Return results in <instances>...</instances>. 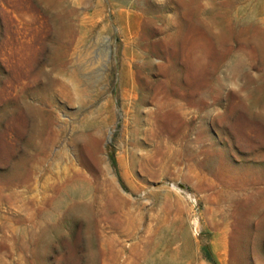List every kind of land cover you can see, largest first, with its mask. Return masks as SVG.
Here are the masks:
<instances>
[{
	"label": "rangeland",
	"instance_id": "rangeland-1",
	"mask_svg": "<svg viewBox=\"0 0 264 264\" xmlns=\"http://www.w3.org/2000/svg\"><path fill=\"white\" fill-rule=\"evenodd\" d=\"M214 263L264 264V0H0V264Z\"/></svg>",
	"mask_w": 264,
	"mask_h": 264
},
{
	"label": "bare ground",
	"instance_id": "bare-ground-1",
	"mask_svg": "<svg viewBox=\"0 0 264 264\" xmlns=\"http://www.w3.org/2000/svg\"><path fill=\"white\" fill-rule=\"evenodd\" d=\"M165 104V103H164ZM161 105V104H160ZM160 108V107H159ZM161 110H164V109H161ZM162 130H164V129H162ZM179 130V129H178ZM165 131V130H164ZM177 131V130H176ZM178 132V131H177ZM177 135V134H176ZM179 135V134H178ZM162 137H165V136H162ZM162 141V140H161ZM166 144H167V142H166ZM165 147H167V146H165ZM162 148H164V147H162ZM161 148V149H162Z\"/></svg>",
	"mask_w": 264,
	"mask_h": 264
},
{
	"label": "trees",
	"instance_id": "trees-1",
	"mask_svg": "<svg viewBox=\"0 0 264 264\" xmlns=\"http://www.w3.org/2000/svg\"><path fill=\"white\" fill-rule=\"evenodd\" d=\"M209 260H211L210 258H209ZM215 264V263H214Z\"/></svg>",
	"mask_w": 264,
	"mask_h": 264
}]
</instances>
